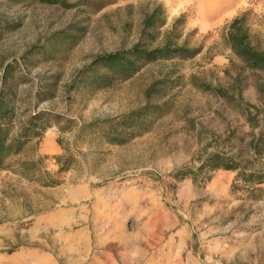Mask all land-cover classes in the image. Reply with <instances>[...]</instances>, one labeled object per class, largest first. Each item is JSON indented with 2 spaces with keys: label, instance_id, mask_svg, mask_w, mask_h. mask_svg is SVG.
<instances>
[{
  "label": "rangeland",
  "instance_id": "obj_1",
  "mask_svg": "<svg viewBox=\"0 0 264 264\" xmlns=\"http://www.w3.org/2000/svg\"><path fill=\"white\" fill-rule=\"evenodd\" d=\"M64 1L0 0V91L17 131L45 113L40 136L0 170V264H264V194L250 198L233 188L236 172L203 167L214 152L264 166V143L258 154L251 143L264 140V74L222 40L247 13L264 51V0ZM153 11L156 27L144 31ZM167 39L200 53L125 80L86 70ZM163 102L153 123L116 127L127 142L108 141V120Z\"/></svg>",
  "mask_w": 264,
  "mask_h": 264
},
{
  "label": "trees",
  "instance_id": "obj_2",
  "mask_svg": "<svg viewBox=\"0 0 264 264\" xmlns=\"http://www.w3.org/2000/svg\"><path fill=\"white\" fill-rule=\"evenodd\" d=\"M40 1L45 4L63 5L65 2L64 0ZM246 22L247 13L234 17L225 27V33L222 36L223 43L229 48L232 55L239 61L244 69L264 74V51H260L252 46L250 34L246 28ZM155 23L156 11H153L144 18L143 30L148 31L156 27ZM149 35L151 39H154V34L149 32ZM200 50L199 47L190 49L185 46H177L169 39L165 40L161 46L152 49H147L137 44L129 50L98 57L86 70L93 71L97 65H101L109 72L116 73L120 79L125 80L135 75L139 69L146 64L171 59L189 60L196 57L200 53ZM110 78L111 77H107L105 79L108 80ZM98 79L101 80L99 77ZM216 91L224 95L221 90ZM259 92L264 95V82L259 85ZM5 96L6 92L4 90L0 91V170L4 168L9 157L11 158L19 154L28 141L35 136H40L41 130L39 132V127L42 129L45 128V125L41 124V120L45 113L41 112L31 116L17 131L14 107L9 105L10 103L6 101ZM166 107V102L155 105L146 104L137 111L108 120L110 124L108 125L109 129L106 133L108 141L115 144L127 142L131 134L124 136L123 133L117 132L116 127L120 126L126 129H129L131 125L133 127H145L153 123ZM250 108L254 109L256 113L258 112L255 106H251ZM249 109L246 112V121L253 129V127L257 125L256 114H253ZM251 143L253 144L254 153H260L258 147L261 143H264L262 136L259 134ZM60 158L61 157H56L57 163L60 165L58 171L62 172L65 166L60 164ZM203 167H207L211 170L223 169L236 172L233 188L236 187L234 185H236L237 182H240L250 198L254 197L255 193L264 194V166H261L259 170H249L233 156L214 152L208 154ZM54 184H56V182L53 181L46 183L48 186Z\"/></svg>",
  "mask_w": 264,
  "mask_h": 264
}]
</instances>
